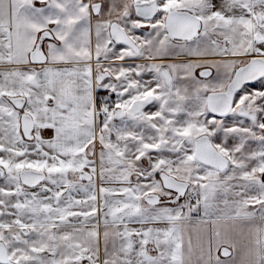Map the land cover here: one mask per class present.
Here are the masks:
<instances>
[{"label":"snow or ice","instance_id":"obj_1","mask_svg":"<svg viewBox=\"0 0 264 264\" xmlns=\"http://www.w3.org/2000/svg\"><path fill=\"white\" fill-rule=\"evenodd\" d=\"M0 264H264V0H0Z\"/></svg>","mask_w":264,"mask_h":264}]
</instances>
